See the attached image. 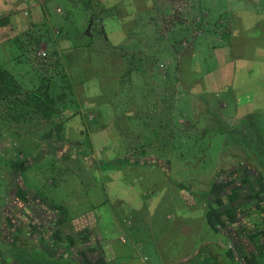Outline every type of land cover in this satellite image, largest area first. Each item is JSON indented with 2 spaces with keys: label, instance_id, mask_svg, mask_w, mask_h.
<instances>
[{
  "label": "rangeland",
  "instance_id": "obj_1",
  "mask_svg": "<svg viewBox=\"0 0 264 264\" xmlns=\"http://www.w3.org/2000/svg\"><path fill=\"white\" fill-rule=\"evenodd\" d=\"M100 1L107 6L113 3L122 4L121 8L124 9L127 8L126 5L130 6L135 2ZM150 2L151 5H148ZM146 3L143 5L145 9L136 15L139 24L134 26L131 21L128 22L131 25L130 30L135 34L136 45L130 44L136 48L144 47L147 39L150 45L153 44L150 51H160L166 47L175 54L178 67L184 60L189 67L196 65L198 68L197 63H201L199 65L203 67L200 69L202 72L220 66L218 54L213 47L221 46L220 35L228 29L226 27L230 20H236L235 24L242 22V26H237L242 34L240 39L246 41L250 37L246 42V50H235V56L242 53L241 58L246 56L252 60L248 66L254 68L258 64L255 61L257 56L264 55V41L261 38L264 36V0H148ZM253 12H257L258 16L255 17ZM89 15L92 16L76 0H0V19L8 17V24L0 26V60L18 73L26 72V62L15 64L11 59L16 53L11 38L18 36L27 48L30 60L38 61L35 65L38 69L55 73L53 62L59 60V67L72 75L76 90H79L77 106L71 107L50 122L40 117L31 119L30 116L18 119L7 107L0 104V225L4 221L14 224L18 217L15 214L21 209L18 199L9 201L8 204L9 191L14 188V185H9V178H17L19 182L20 169L28 162L29 165L24 167L22 173V182L26 189L37 192L43 199L48 197L56 208L66 211L69 216L90 210L94 203L90 200L92 194L98 198L107 191L109 194L131 195L135 185L138 190L137 200L132 202L131 195L130 204L139 206L135 207L140 214L143 211L144 214L156 211L162 212L163 217L172 216L173 218L166 219L167 224H173L171 228H166L167 234L172 232L174 236L175 231L178 234L171 240L186 245H189V241L200 242L204 238L203 234L197 233L201 224L200 213H205L204 220L206 218L208 222L211 210H216L215 203L205 199L212 188V182L220 176L225 179L227 170L240 167L241 160L248 161L249 165L264 167V118L255 121L256 127L253 129L231 131V128L243 124V121L232 125L222 115L237 114L239 108L237 109L234 100L230 101L229 109L222 108L220 102L225 95L219 94L212 98L215 110L200 107L196 122L193 120L196 116L192 109L197 110L198 106L191 94L192 88L178 87V100L173 104L172 99L170 101L174 110V125H177L180 132L183 131L181 128L187 129V126L189 130L182 133L175 131L172 135L173 128L169 123L164 122L162 129L159 122L162 118H168L167 112L153 107L154 95L148 87H140L143 86L144 75L136 73L134 76L137 79L134 77L131 82H125L122 89L121 86L118 89V75L123 71V65L120 61L113 65L107 60L109 56L103 53V44L95 41V50L89 53L82 47L74 46L77 42L80 44L79 40L82 42L76 36L92 28L87 24ZM120 15H125L124 10ZM94 16L92 18L101 24L102 17ZM114 16L115 14L111 20H115ZM201 18L203 24L208 22L207 26L204 25L205 29L198 27ZM117 23L108 21L109 25L105 29L110 33L112 41L119 45L123 41L122 27H127V23L121 27ZM243 23L249 24V27L245 28ZM183 33H187L188 38L181 39ZM38 40L37 47H34ZM171 40L175 41L173 47ZM192 48L195 50L193 53ZM39 49L46 52L42 58L36 54ZM157 55V74L162 75L166 65L172 63L173 55ZM239 63L244 70L242 63ZM159 80L166 79L163 76ZM115 91L117 92L114 94ZM157 91L163 92L162 89ZM156 99L165 100L158 96ZM181 118H190L191 123L186 124L180 121ZM246 119L249 122L259 118H254L250 113L246 115ZM235 133L237 139L233 141L232 136ZM49 144L64 146L63 150L68 153L59 152L58 149L49 153L46 149ZM14 147L21 151L20 161L23 165L12 158ZM74 154L79 157L76 158ZM29 156L33 159H29ZM43 156V160L39 161ZM88 158L94 164L92 160H86ZM117 159L122 161L112 163ZM32 174H37L38 178H34L33 184L32 179H27ZM117 185H121L118 186L119 189ZM182 190L184 193H181ZM15 192L17 191H12ZM151 194H154L155 199H150ZM4 199L7 200L4 203L5 208L1 203ZM110 205L116 206L119 203L111 198ZM120 207L131 206L126 201ZM182 214L187 218L191 214L188 221H198L194 224L199 226L194 227L193 231L191 229L193 233L181 231V226L175 224L179 219L177 216L182 218ZM163 217L152 218L156 221L152 226L145 218L136 232L138 239L151 244L149 250L153 256L156 253L153 244L156 247V242L163 240L160 234L164 229L159 226ZM2 245L0 243V248ZM5 250L0 249V259L6 255ZM144 253L151 256L149 251ZM35 259L36 264H53L51 257ZM198 262V257H194L190 264Z\"/></svg>",
  "mask_w": 264,
  "mask_h": 264
},
{
  "label": "crops",
  "instance_id": "obj_2",
  "mask_svg": "<svg viewBox=\"0 0 264 264\" xmlns=\"http://www.w3.org/2000/svg\"><path fill=\"white\" fill-rule=\"evenodd\" d=\"M146 1L148 2V0H135L134 4L131 5L133 12L139 13L144 10L145 6L143 5L147 4ZM148 5H151V2ZM253 15L257 17L258 13L253 12ZM125 23L127 21L121 22V25ZM132 23L134 25V20ZM235 23L236 20H230L226 27L228 28L225 33L226 37H223L224 34L220 35L221 43L219 45L221 46L219 48L218 46L213 47L218 54L220 66L213 70L202 72L200 69L203 67L199 65L201 63H197L198 69L196 65L189 67L187 61L184 60L179 66L180 81L178 84L185 89L192 88L191 94L193 95L195 105L198 106L197 110L192 109L196 116L193 117L194 121L197 122L200 107L205 106L215 110L213 96L224 94L225 97L220 102L222 108L229 109L231 107V100H234L237 109L239 108L237 114L227 115L223 113L222 115L223 119L232 123V125L234 123L238 125L242 121H247V114L250 115L252 113L254 118L258 116L259 119H252L245 126L246 130H248L256 127L254 125L255 121L258 122L264 118V55L257 56L255 61L258 64L254 68H249L250 65L248 66V64L252 60L246 56L241 58L242 53L235 56V50H246L245 47H248L246 42L250 38L246 39V41L245 39H240L239 37L242 34L237 26H242V22ZM243 25L245 28L249 27V24L243 23ZM261 38L264 41V36ZM222 49L225 50L223 51ZM191 51L192 53L195 52L193 48ZM239 62L244 66V70ZM120 63L123 65L122 60H120ZM237 65L239 66L237 67ZM186 66L187 68H185ZM186 120L189 121L187 122ZM180 121L186 124L191 123L190 118H181ZM25 163L24 165L27 167L29 163ZM250 165L252 168H258L261 171L260 177L263 178L264 167L262 165ZM250 165L248 167H251ZM25 166H22L21 173L24 172ZM34 178L38 179L37 174H32L30 177L27 176V179L33 180L31 184L34 183ZM18 179L20 180L19 182H17V178H9V185H14V188L9 191L8 204L9 201L11 202L18 197L20 210L24 211L31 218V221L29 224L25 223L21 226L22 230H18L17 234V228L10 223H7L2 228L0 227V239L3 238L0 240V243L3 244V247L0 249H6V255L1 257L0 264H36V257L43 259L51 257L53 264H190L194 257H198L199 259L197 264H217L215 261L222 258V256L224 257L225 253H232L231 240L222 234L221 229L214 228L209 221H206V218L204 220V212L200 213V226L194 224L198 221H188V218H191V214L188 218L184 214H182V218L177 216L179 219L175 223L181 226V231L185 230L186 232L191 231V229L193 231L194 227L199 226L197 233L204 236L200 241L201 243L189 241V245H186L171 240L172 237L178 234L176 231L174 232V236L172 232L167 234L166 228H171L173 224L171 222L167 224L166 219H171L173 218L172 216L165 215L163 217L162 212L156 213V211L149 214H144L145 211H143L140 214L139 209L136 208L139 206L135 205V207L130 204L131 195L133 198L132 202L137 200L136 193L138 190L135 188V185L133 192L131 191V195L128 193L124 196L117 193L109 194L107 191L106 194L102 193L101 197L98 198L92 194L90 197L91 202H94L92 203V208L81 212V214L69 216L66 211L63 213L56 212L52 226L56 238L52 242H45L43 238V227L45 225L38 223L40 221L38 212L33 211L27 202L29 196L35 199L38 198V193L32 191L30 188L26 189V185L21 181L22 177ZM227 180H230V178L226 177L225 181ZM1 185H4V183ZM138 189L140 190L141 188L139 187ZM2 190H5L4 186ZM14 190L17 192L12 193ZM153 195H150L152 196L150 199H155ZM110 197L116 200L119 205L111 206ZM6 201L4 199L1 202L4 208L6 207L4 204ZM126 201L131 207H120L125 205ZM212 215V218L219 217L216 211ZM154 217L155 219L163 217L159 226L164 231L160 234V238L163 240L156 242V247L153 244L156 252L153 256L149 250V245L151 244L138 239L136 232L140 229L141 223L143 224L145 218L147 222L149 221L150 226H152L156 222L154 221L155 219H152ZM175 220L173 221L175 222ZM45 228L47 227L45 226ZM3 235H6L8 240ZM205 247L207 249H204ZM144 251H149L151 256L146 255Z\"/></svg>",
  "mask_w": 264,
  "mask_h": 264
},
{
  "label": "trees",
  "instance_id": "obj_3",
  "mask_svg": "<svg viewBox=\"0 0 264 264\" xmlns=\"http://www.w3.org/2000/svg\"><path fill=\"white\" fill-rule=\"evenodd\" d=\"M79 1V3L90 12L92 16L98 15L102 17V23L100 24L96 19H93L92 16H88L87 24L91 25L92 28L86 29V31L81 32L78 37V39H82V42L75 43L74 46L76 48L82 47L86 52H90L91 50H95L93 48L94 42H99L103 44V47H105V50L103 53L105 55L109 56L107 60H109L110 63L113 65H116L120 60H122L123 63V71L120 72L118 75V85L117 88L121 89L123 88V84L125 82H131L134 75L136 73H140V75H144L143 78V86L140 85V87H148L150 92L154 95V104H152L153 107L159 108L163 112H167L168 118H162V120H159V122L162 124V129L164 128L163 124L164 122L169 123L171 128H173V134H175V131L180 132L179 129H177V125H174V110L171 106V99L172 104L175 103V101L178 100V87L179 86V67L176 61L175 54L173 52H170L171 50L168 48H164V50H153L150 51L152 48V45H150L149 40L145 39V43L143 44L144 47H135L133 44L135 43V34L132 33L131 25L128 24L129 21L133 22L134 20V26L135 24L138 25V19L136 18V15L138 12H133V10L130 8L129 5H126L128 12L122 7V4H111L110 6H107L103 4L100 0H76ZM125 15H120L123 13ZM115 10V11H114ZM122 10V11H121ZM115 14L114 18L115 20H111L112 16ZM102 15V16H101ZM123 16V18H121ZM129 16L130 18H126ZM134 16V17H132ZM95 17V16H94ZM134 18V19H132ZM122 20L127 21V27L123 26V32H122V39L123 42L116 44L111 39L110 33L105 29L107 28L108 21L114 22L117 21L118 25L121 27ZM181 22V20H179ZM203 18H201V21L198 22V27L204 28L203 24ZM8 24V17H4L0 19V26L4 27ZM114 24V23H113ZM208 22L205 26H207ZM105 26V27H103ZM120 27L118 29L120 30ZM189 28V26H188ZM131 29V30H130ZM205 29V28H204ZM190 31V30H189ZM207 31H209V28H207ZM227 30H224L221 35L225 38ZM114 33V31H112ZM186 39L187 33H183L181 39ZM180 39V40H181ZM176 40V39H175ZM11 41L14 45V49L16 53L11 58L12 61L15 64H21L23 62H26L28 65V69L24 74L18 73L16 69L14 68H8L5 64V62L0 60V104L7 107L16 118H24L25 116H30L31 119L33 117H40L42 120L50 122L53 120V118L58 117L62 115L63 112L68 111L71 107H75L78 104V92L76 90V85L73 81L72 75H69L63 71L61 67H59V60H56L53 62L55 66V73H49L47 69L42 70L44 73H42L41 69H38L35 65L38 64V61L33 58V60H30V56L27 54V48L24 47L23 42L20 41L18 36H12ZM39 40L37 41L36 45L34 47H37ZM175 41L171 40L172 47L175 45ZM136 49V50H135ZM176 49V48H175ZM32 50V49H31ZM36 51V50H32ZM172 54L171 57L172 63L166 65L165 72H163L162 75H159L157 73V69H159V62L156 61L158 59L157 54ZM138 54V55H137ZM25 61H24V60ZM36 63V64H35ZM120 63V62H119ZM164 73H166L164 75ZM165 77L166 80H159L161 77ZM168 76V77H167ZM135 79H137L135 77ZM133 85V84H131ZM75 87V89H74ZM130 88V87H129ZM156 88V89H155ZM162 89L163 92L159 93L157 90ZM75 90L77 92H75ZM156 90V91H155ZM117 91L114 92V94ZM156 96L165 98L164 101H156ZM129 102L131 99L128 100ZM159 103V104H158ZM150 106V102H148ZM248 125V121H243V124H240L236 128H231V131H240L241 129H246L245 126ZM170 128V129H171ZM183 129L182 132L188 131L186 128ZM180 132V133H182ZM163 133V132H162ZM243 133V132H242ZM244 134V133H243ZM246 135V134H245ZM232 136V135H231ZM233 141H236L237 136L236 133L232 136ZM52 147V148H51ZM64 146H53V144H49V147H47V152L51 153L53 149H58L59 152H67L63 150ZM14 151L12 153V158L16 161H20V157H22L21 151L18 149L13 148ZM65 149V148H64ZM43 152V155H46V153ZM48 153V154H49ZM68 153V152H67ZM83 153H85L83 151ZM71 154V153H70ZM87 154V153H85ZM75 157H79L78 155L74 154ZM87 156V155H85ZM85 156H83L85 158ZM81 157V158H83ZM29 159H33L32 156L28 157ZM44 156L39 158L38 160H43ZM83 158V160H84ZM157 158V157H156ZM156 158H153L156 159ZM129 159V158H128ZM86 160H92L91 158H88ZM85 161V160H84ZM122 160L117 159L112 163L117 164L118 162H121ZM21 165H23V162L20 161ZM106 163V162H105ZM92 164H94V161L92 160ZM91 164V166H92ZM248 161L243 162L242 160L239 163L240 167H236L233 170L228 171L227 170V177L230 178V180L225 181L221 176L216 178L214 180V183L212 182V188L209 190L210 192L207 193V197L205 199H210L211 202L215 203L216 206V198L220 201V203L223 204V208H217L218 210H222L225 212L227 211H234L237 207H232L228 202V204H224L223 197H225L227 194L235 193H252L256 191H250L249 188H245L239 182L241 180H245V178L254 179L256 177H260L261 171L258 168H250L248 167ZM21 170V169H20ZM19 177H22V173L18 174ZM23 180V177H22ZM21 180V181H22ZM254 181V180H253ZM251 181V182H253ZM184 190V189H183ZM182 190L181 193H184ZM249 190V191H248ZM42 196V194H41ZM44 196V195H43ZM223 196V197H222ZM237 197V196H236ZM18 198V197H17ZM16 198V199H17ZM227 198V197H226ZM234 199V197L232 198ZM19 200V198H18ZM22 200H24L22 198ZM29 206L32 208L33 211L38 212L40 221H38L41 225H46L47 228H44V238L50 237L52 235L53 229L52 226L54 224V215L56 212H64L61 209L56 208L50 200H48V197H45L44 199L38 196V198H33L32 196L28 197L27 200ZM188 202V200H187ZM189 203V202H188ZM8 209L11 207V204L7 206ZM63 209V208H62ZM216 210H211L209 215V221L210 224L215 228H217L218 224H223V226L228 225L230 226L231 223L229 220L234 221L235 217L228 218H222L218 217L215 219L212 218V214ZM224 209V210H223ZM54 211V212H52ZM241 211V210H237ZM218 213V212H217ZM227 215V214H226ZM12 220V219H11ZM39 220V219H37ZM218 222V223H217ZM221 222V223H220ZM9 224V221L3 222V224L0 225V227H4L5 225ZM29 222H27L28 224ZM11 224V223H10ZM12 226H16L14 224H11ZM16 234L18 230H22V227H17ZM6 237V235H3ZM212 262H214L212 260Z\"/></svg>",
  "mask_w": 264,
  "mask_h": 264
},
{
  "label": "flooded vegetation",
  "instance_id": "obj_4",
  "mask_svg": "<svg viewBox=\"0 0 264 264\" xmlns=\"http://www.w3.org/2000/svg\"><path fill=\"white\" fill-rule=\"evenodd\" d=\"M251 181L245 178L239 184L249 188L251 192L254 191L253 189L256 191L245 194L231 193L225 197L222 196L224 204L227 205L230 202L229 204L232 207H237L235 212L232 210L224 213V211L218 210L217 208H223L224 206L216 198V209L221 222L222 218L235 217L234 221L229 220L230 226L217 225V228L222 230V234L230 239L232 243V253H225L224 257L222 256V258L215 261L217 264H264V178H251ZM233 197L234 199H232ZM237 210L241 211L237 212ZM15 214L18 217L14 220V225L18 228L27 222L30 223L31 218L24 211L20 210ZM55 235L53 230L50 237L44 238L43 236L44 241L52 242L56 238ZM5 239L8 240L7 237Z\"/></svg>",
  "mask_w": 264,
  "mask_h": 264
},
{
  "label": "built area",
  "instance_id": "obj_5",
  "mask_svg": "<svg viewBox=\"0 0 264 264\" xmlns=\"http://www.w3.org/2000/svg\"><path fill=\"white\" fill-rule=\"evenodd\" d=\"M36 54H37V56L42 58V57H44L46 55V52L43 49H39V50H37Z\"/></svg>",
  "mask_w": 264,
  "mask_h": 264
}]
</instances>
